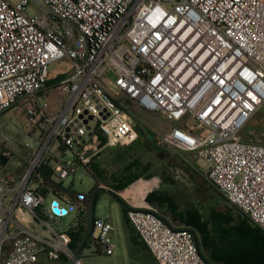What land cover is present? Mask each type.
Returning a JSON list of instances; mask_svg holds the SVG:
<instances>
[{
  "label": "built area",
  "instance_id": "obj_1",
  "mask_svg": "<svg viewBox=\"0 0 264 264\" xmlns=\"http://www.w3.org/2000/svg\"><path fill=\"white\" fill-rule=\"evenodd\" d=\"M52 63L67 65L62 78ZM15 108L26 128L14 144L27 152L0 132V264H83L59 221L87 196L63 181L133 142L137 111L166 121L156 148L192 153L204 181L264 233V144L240 138L264 112V0H0V118ZM126 219L157 264H207L194 233L153 206L128 204ZM111 230L94 219L87 243L113 255Z\"/></svg>",
  "mask_w": 264,
  "mask_h": 264
},
{
  "label": "rangeland",
  "instance_id": "obj_2",
  "mask_svg": "<svg viewBox=\"0 0 264 264\" xmlns=\"http://www.w3.org/2000/svg\"><path fill=\"white\" fill-rule=\"evenodd\" d=\"M26 13L29 16H34L38 13V10L35 6L30 5L27 7ZM66 68L68 67L64 63L49 64V76H59L62 78L66 74ZM41 100L42 99H39L37 103L40 104ZM57 105L58 98L53 94L49 99L50 110L55 109ZM135 114L139 125L137 127L138 135L133 142L138 141L139 144L136 143L131 148L125 147L128 145L130 146L133 142L118 145V149L120 150H116L117 152H112V147L104 149L94 162L98 164L102 173V178L98 180V182L89 174L92 169L89 172L80 169L74 181H72V179L63 181L64 186H71L75 193H83L88 199L91 198L89 194L93 188L97 186L99 191L95 199L94 219L100 216L103 219L107 218L106 220L112 226L110 236L115 244L113 255L106 256L98 253L93 242H89L84 248L81 247L82 242H79V244L75 246V249L77 254L80 252V259L83 264H147L146 255L149 257L151 256L147 249L140 244L138 238L135 239L137 243H139L138 245L144 249V252L137 250V247L132 243L131 236L119 221L121 205L110 193L112 191L118 195L121 200H130L129 195L134 193L132 197L135 201L141 200L142 198L145 200L147 195L154 191L164 192L166 193L165 196L173 198V209L175 207V213L176 210L187 212V210L191 211L192 208H196L198 212L200 211L203 216H205L211 209L216 211L223 210L220 205L222 202L221 200L219 201L222 195L208 185L197 172L196 163L202 174H204L205 168L200 161L193 157V155L173 150L163 151L166 155L163 158L156 155V152L162 150L156 148L153 143L156 141L157 136L166 128V121L162 120L159 115L154 113L137 111ZM0 126V132L2 136L6 138V145L13 149L19 157H24L27 151L22 149L20 144H14V140L18 142L24 141L26 120L23 112L15 108L0 120ZM139 130L141 132H139ZM145 135L150 138L148 141H146ZM240 138L242 140L264 144V112H258L250 120L241 131ZM123 147L125 148L124 150H130V153L127 154L128 157L124 156L125 152L121 150ZM114 148H117V146H114ZM117 153L121 154V156L118 155V158L116 156ZM130 163L134 164L129 172H125V167ZM15 168L16 162L14 161L6 168V171L12 172ZM128 175H136V177L123 188L115 190L108 187L112 183L113 177L117 176L118 180H120L123 176ZM150 176L154 179V186L149 183L142 187L133 185L147 181L150 179ZM99 186L108 188L109 192ZM127 187H129V189L124 190L120 195L119 191ZM150 187L153 188L151 190H146ZM216 196L218 197L219 205L215 199ZM52 199H55V197L49 194L47 196L46 205H48ZM89 206H91L90 201ZM230 206L233 207L231 204ZM154 208L167 217L173 226H181V224L175 221L168 212L164 210L161 211L156 206H154ZM74 219L75 214H71L69 217L63 218L59 222L62 228L71 226V233L74 235L77 231H80L79 234L82 238L85 236L83 231L84 229L85 231L88 229V224L85 222L87 224L86 227L75 228ZM89 232L90 229L88 233ZM41 261L43 264H56L55 262H48L43 259Z\"/></svg>",
  "mask_w": 264,
  "mask_h": 264
},
{
  "label": "trees",
  "instance_id": "obj_3",
  "mask_svg": "<svg viewBox=\"0 0 264 264\" xmlns=\"http://www.w3.org/2000/svg\"><path fill=\"white\" fill-rule=\"evenodd\" d=\"M139 132L141 131L139 130ZM145 138L146 141L150 139L146 135ZM136 143H138V141L133 142L130 146L128 145L125 148H131ZM125 148L123 147L121 150H124ZM116 150H120L118 149V145L117 148L112 147V152H117ZM124 152V156L128 157L127 154L130 153V150H124ZM118 155L121 156L120 153H117V158ZM156 155L160 158L166 156L163 151L156 152ZM99 156L100 154L93 160L91 164L92 171L89 172L96 182L102 178V173L98 164L94 163ZM133 164L134 163H130L125 167L124 171L129 172ZM135 177L136 175H128L123 176L118 180L117 176H115L112 178L113 181L108 187L110 189L119 190L130 183ZM149 178L151 179V176ZM127 188L122 189L119 193H122ZM67 191L68 189H64L61 185L53 187L55 196H64ZM98 191L99 189L95 186L89 194L93 204H95ZM110 193L125 208L126 215L127 207L124 202L113 191ZM165 195L166 193L164 192L154 191L147 195L145 200L147 203L158 207L161 211L164 210L168 212L175 221H178L181 224L180 228L188 229L194 233L199 253L207 264H264V233L246 219L235 207H231L222 196L219 201L221 200L223 203H220L223 210L216 211L211 209L207 215L203 216V214L200 211L198 212V209L196 208H192L191 211L187 210V212L176 210L175 213V207L173 209V198ZM215 199L218 204V197L216 196ZM158 215L165 222L173 225L168 218L162 215L159 211ZM79 233L80 231H77L74 235L70 232L73 240L71 244L72 248H74L79 242H82V245L87 242V234L81 238ZM132 243L137 247V250L144 252V249L138 245L139 243H137L136 239H132ZM140 244L142 245L141 242ZM146 259L147 264H157L152 255L150 257L146 255Z\"/></svg>",
  "mask_w": 264,
  "mask_h": 264
},
{
  "label": "crops",
  "instance_id": "obj_4",
  "mask_svg": "<svg viewBox=\"0 0 264 264\" xmlns=\"http://www.w3.org/2000/svg\"><path fill=\"white\" fill-rule=\"evenodd\" d=\"M14 109H11L9 111H7L6 113H4L0 120H2V118L8 114L9 112L13 111ZM191 155H193L192 153H189ZM194 157V156H193ZM198 162V161H197ZM201 162V161H200ZM202 163V162H201ZM203 167L205 168L204 172L206 171V167L204 166V164L202 163ZM196 167H197V172L202 176L203 174L200 172L198 166H197V163H196ZM132 195H134V193H132L131 195H129V198L130 200H122L124 202V204L126 205V207H128V204H131V205H139V206H146L148 205L149 203H146L144 198H142L141 200H137L135 201L134 198L132 197ZM89 201L91 202V206H89ZM121 205V204H120ZM151 205V204H149ZM153 206V205H151ZM94 207H95V204L92 203L91 199H86L82 205H80L78 207V210L75 214V219H74V225H75V228H81V227H86V225L88 224V229L85 231L84 229V233L87 234L88 236V231L89 229L91 230V227H92V221L94 220ZM154 207V206H153ZM120 218H119V221L122 223V226L124 227V229L128 232V234L131 236V239H135L137 238L136 234L134 233L132 227L129 225V223L127 222V219H126V215H125V208L121 205L120 206ZM96 219H103L101 216L99 218H96ZM104 219H107V218H104ZM87 224H86V223ZM85 223V224H84ZM173 226V225H172ZM174 228H180V227H175L173 226ZM87 232V233H86ZM79 243H77L78 245ZM85 244L87 245L88 243L85 242ZM85 245V246H86ZM82 246V244H81ZM45 260L47 261L46 259L44 258H41L39 260V263L38 264H43V262L41 260ZM49 262V261H48ZM56 264H62L60 262H55Z\"/></svg>",
  "mask_w": 264,
  "mask_h": 264
},
{
  "label": "bare ground",
  "instance_id": "obj_5",
  "mask_svg": "<svg viewBox=\"0 0 264 264\" xmlns=\"http://www.w3.org/2000/svg\"><path fill=\"white\" fill-rule=\"evenodd\" d=\"M153 184V186H154V179H149V180H147V181H145V182H141V183H137V184H134V185H138V186H145L146 184ZM131 187V186H130ZM153 187H150V188H147L146 190H151ZM127 189H129V188H127ZM146 192V191H145ZM145 192H144V194H145ZM120 195L122 194V193H119Z\"/></svg>",
  "mask_w": 264,
  "mask_h": 264
},
{
  "label": "water",
  "instance_id": "obj_6",
  "mask_svg": "<svg viewBox=\"0 0 264 264\" xmlns=\"http://www.w3.org/2000/svg\"><path fill=\"white\" fill-rule=\"evenodd\" d=\"M107 191H109V190H107ZM53 205H56V203H55V202H53ZM54 212H55V213H58V212H59V210H58V209H54ZM62 213H64V211H63ZM92 222H93V221H92Z\"/></svg>",
  "mask_w": 264,
  "mask_h": 264
}]
</instances>
